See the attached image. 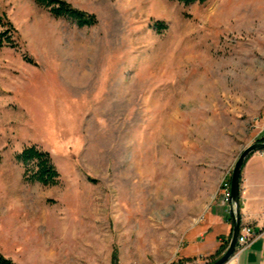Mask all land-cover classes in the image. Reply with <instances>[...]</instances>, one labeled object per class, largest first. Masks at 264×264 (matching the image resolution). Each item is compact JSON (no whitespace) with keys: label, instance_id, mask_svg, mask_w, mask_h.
I'll list each match as a JSON object with an SVG mask.
<instances>
[{"label":"rangeland","instance_id":"374dc122","mask_svg":"<svg viewBox=\"0 0 264 264\" xmlns=\"http://www.w3.org/2000/svg\"><path fill=\"white\" fill-rule=\"evenodd\" d=\"M66 1L97 23L0 0L18 43L0 47V253L176 263L264 136V0ZM31 144L49 152L57 185L23 180L14 156Z\"/></svg>","mask_w":264,"mask_h":264},{"label":"crops","instance_id":"0c3cea01","mask_svg":"<svg viewBox=\"0 0 264 264\" xmlns=\"http://www.w3.org/2000/svg\"><path fill=\"white\" fill-rule=\"evenodd\" d=\"M264 135V122L262 125ZM241 222L249 223L256 231L264 226V156L259 150L251 152L241 171L240 180ZM233 213L229 204L222 203V193L210 205L204 219L187 234V242L176 257L183 264L199 257L210 259L220 244L228 238ZM190 258V259H189ZM227 264H264V234L258 237L237 260Z\"/></svg>","mask_w":264,"mask_h":264},{"label":"trees","instance_id":"16d2710c","mask_svg":"<svg viewBox=\"0 0 264 264\" xmlns=\"http://www.w3.org/2000/svg\"><path fill=\"white\" fill-rule=\"evenodd\" d=\"M38 5L47 8L49 13L56 18L69 19L79 27H90L97 23V16L79 8L74 7L66 0H34ZM189 5L192 3H204L208 0H170ZM153 28L161 32L165 28L162 22L156 21ZM17 47L16 28L8 19L0 15V47ZM30 61V60H29ZM256 141H264V136ZM248 154L244 160L247 159ZM15 160L23 169L22 177L27 183H38L42 187L55 186L60 181V173L54 164L49 152L38 147L36 144L26 145L15 153ZM243 163V165H244ZM232 223V222H231ZM231 230L228 238L224 240L214 255L210 256V261L216 260L227 248ZM190 259V258H189ZM111 263H118L117 250L112 251ZM183 260H177L172 264H183ZM0 264H17L12 259L0 253Z\"/></svg>","mask_w":264,"mask_h":264},{"label":"water","instance_id":"95a60500","mask_svg":"<svg viewBox=\"0 0 264 264\" xmlns=\"http://www.w3.org/2000/svg\"><path fill=\"white\" fill-rule=\"evenodd\" d=\"M264 149V141H256L246 146L239 154L231 171L230 176V201L233 209V219L231 224V236L225 251L214 261L208 264H225L235 251L237 237L241 224L240 215V180L244 160L248 154L256 150Z\"/></svg>","mask_w":264,"mask_h":264},{"label":"built area","instance_id":"2783aa9c","mask_svg":"<svg viewBox=\"0 0 264 264\" xmlns=\"http://www.w3.org/2000/svg\"><path fill=\"white\" fill-rule=\"evenodd\" d=\"M260 155L264 156V149L259 150ZM222 192V203L229 204L230 210L233 213L231 208L230 201V181H222L221 184ZM264 234V226L256 231L249 223L241 222L240 229L237 237V242L235 246V251L231 256L230 260H237L238 256L250 247V245L260 236ZM210 259L206 256H199L185 264H208ZM227 264V263H225Z\"/></svg>","mask_w":264,"mask_h":264}]
</instances>
